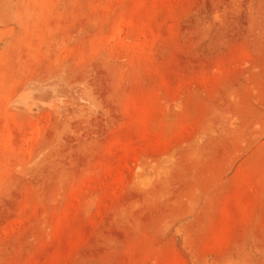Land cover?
Here are the masks:
<instances>
[{
  "label": "rangeland",
  "instance_id": "1",
  "mask_svg": "<svg viewBox=\"0 0 264 264\" xmlns=\"http://www.w3.org/2000/svg\"><path fill=\"white\" fill-rule=\"evenodd\" d=\"M0 264H264V0H0Z\"/></svg>",
  "mask_w": 264,
  "mask_h": 264
}]
</instances>
